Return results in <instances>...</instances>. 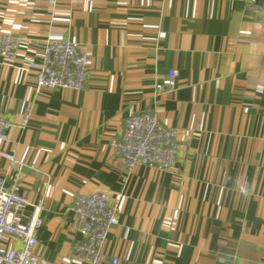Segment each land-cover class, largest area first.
<instances>
[{
	"label": "crops",
	"instance_id": "obj_1",
	"mask_svg": "<svg viewBox=\"0 0 264 264\" xmlns=\"http://www.w3.org/2000/svg\"><path fill=\"white\" fill-rule=\"evenodd\" d=\"M250 1L0 0V36L18 38L0 57V150L18 171L0 155V174L6 188L18 174L41 208V264H83L71 207L95 191L119 206L106 261L264 264V0ZM60 40L87 49V81L36 92L43 46ZM170 71L175 87L158 90ZM141 112L177 131L170 170L114 155L110 140Z\"/></svg>",
	"mask_w": 264,
	"mask_h": 264
},
{
	"label": "built area",
	"instance_id": "obj_2",
	"mask_svg": "<svg viewBox=\"0 0 264 264\" xmlns=\"http://www.w3.org/2000/svg\"><path fill=\"white\" fill-rule=\"evenodd\" d=\"M254 2L250 1L251 4ZM259 9L264 14V6ZM17 45V37L1 35L0 57L11 61ZM42 53V63L34 77L36 92L42 89L78 91L83 88L89 69L85 46L71 41H48ZM176 76L175 71H170L156 88L173 89ZM28 118L29 109H26L19 125H26ZM10 127L7 120L0 118V143H6V132ZM176 136L177 131L166 127L155 114L141 112L123 121L121 135L110 140V147L127 170L142 165L167 171L173 168L177 158ZM0 155L7 162L5 173L18 171L12 154L0 150ZM19 180L16 174L11 188H6L5 175L0 174V264H41L34 252L36 234L43 225L41 208L38 204L32 205L18 192ZM118 207V203L104 191L80 195L73 203L71 209L80 235L74 249L83 264H118L117 258L106 261L102 253L110 230L118 223Z\"/></svg>",
	"mask_w": 264,
	"mask_h": 264
}]
</instances>
